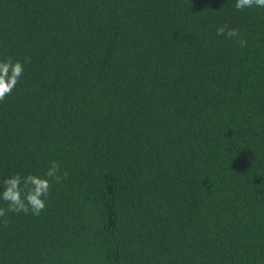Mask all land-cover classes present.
I'll return each mask as SVG.
<instances>
[{"label":"trees","instance_id":"1","mask_svg":"<svg viewBox=\"0 0 264 264\" xmlns=\"http://www.w3.org/2000/svg\"><path fill=\"white\" fill-rule=\"evenodd\" d=\"M234 4L0 0V179L60 177L0 264H264V9Z\"/></svg>","mask_w":264,"mask_h":264},{"label":"clouds","instance_id":"2","mask_svg":"<svg viewBox=\"0 0 264 264\" xmlns=\"http://www.w3.org/2000/svg\"><path fill=\"white\" fill-rule=\"evenodd\" d=\"M254 6L264 9V0H235L234 4L237 11ZM217 35L236 38L240 47H245L247 44V41L240 37L239 30L235 28L226 29V26H221L217 28ZM23 73L24 66L20 61H14L10 56L0 59V102H3L7 96L12 94ZM58 172L59 165L52 162L43 177L33 174L22 176L16 173L0 179V185L3 189L0 191V200L7 205L6 208L0 207V218H5L0 222L7 226L8 220L6 217L9 212L13 214L31 212L33 215H39L43 212L46 208V198L51 189L49 180L55 179L59 182Z\"/></svg>","mask_w":264,"mask_h":264}]
</instances>
